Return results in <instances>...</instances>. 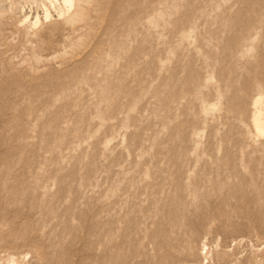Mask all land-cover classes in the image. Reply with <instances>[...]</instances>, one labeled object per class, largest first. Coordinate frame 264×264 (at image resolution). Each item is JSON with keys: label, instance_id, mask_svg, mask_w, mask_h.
<instances>
[{"label": "rangeland", "instance_id": "374dc122", "mask_svg": "<svg viewBox=\"0 0 264 264\" xmlns=\"http://www.w3.org/2000/svg\"><path fill=\"white\" fill-rule=\"evenodd\" d=\"M256 102L264 0H0V264H264Z\"/></svg>", "mask_w": 264, "mask_h": 264}, {"label": "bare ground", "instance_id": "6f19581e", "mask_svg": "<svg viewBox=\"0 0 264 264\" xmlns=\"http://www.w3.org/2000/svg\"><path fill=\"white\" fill-rule=\"evenodd\" d=\"M49 2L50 6L59 14L62 15L64 13H67L73 6L74 0H46ZM44 11V19H47L50 17L49 9L45 6H43ZM22 22H28L29 16L28 15H22ZM38 17L36 16L34 20L32 21V25H36L38 23ZM261 108H260V102L255 103V112L252 117V124L256 130V132L259 135L264 134V117H262Z\"/></svg>", "mask_w": 264, "mask_h": 264}]
</instances>
